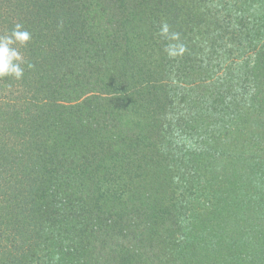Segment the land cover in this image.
I'll list each match as a JSON object with an SVG mask.
<instances>
[{
  "label": "trees",
  "instance_id": "1",
  "mask_svg": "<svg viewBox=\"0 0 264 264\" xmlns=\"http://www.w3.org/2000/svg\"><path fill=\"white\" fill-rule=\"evenodd\" d=\"M17 23L0 264H264V0H0Z\"/></svg>",
  "mask_w": 264,
  "mask_h": 264
},
{
  "label": "clouds",
  "instance_id": "2",
  "mask_svg": "<svg viewBox=\"0 0 264 264\" xmlns=\"http://www.w3.org/2000/svg\"><path fill=\"white\" fill-rule=\"evenodd\" d=\"M23 25L17 23L9 34L0 35V79L13 77L20 80L24 75V57L19 51V46H25L31 39L27 30H22ZM33 65L29 64L28 67Z\"/></svg>",
  "mask_w": 264,
  "mask_h": 264
}]
</instances>
